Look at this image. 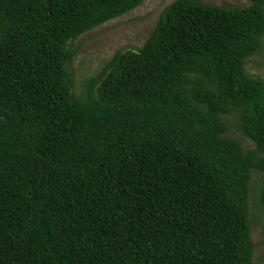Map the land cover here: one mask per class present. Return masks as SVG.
Instances as JSON below:
<instances>
[{
	"label": "trees",
	"instance_id": "trees-1",
	"mask_svg": "<svg viewBox=\"0 0 264 264\" xmlns=\"http://www.w3.org/2000/svg\"><path fill=\"white\" fill-rule=\"evenodd\" d=\"M142 1L0 0V264H253L264 0H173L74 95L72 42Z\"/></svg>",
	"mask_w": 264,
	"mask_h": 264
},
{
	"label": "rangeland",
	"instance_id": "rangeland-1",
	"mask_svg": "<svg viewBox=\"0 0 264 264\" xmlns=\"http://www.w3.org/2000/svg\"><path fill=\"white\" fill-rule=\"evenodd\" d=\"M171 1L173 0H143L127 13L78 36L71 44V48L74 50L69 63L72 75V93L79 96L88 78L92 77L114 52L140 47L154 26L161 10ZM197 1L212 6L244 7L247 5L245 0ZM244 70L246 75L264 82V36L262 37L261 50L245 60ZM224 121L232 136L238 137L235 118L226 116ZM244 146L251 147L247 141L244 142ZM260 182V176L253 174L249 183V212L250 216L255 219L249 231L251 242L254 245L253 264H264V207L258 203Z\"/></svg>",
	"mask_w": 264,
	"mask_h": 264
}]
</instances>
